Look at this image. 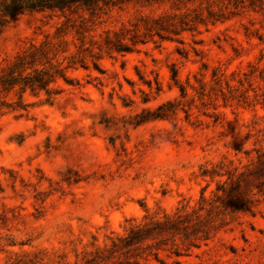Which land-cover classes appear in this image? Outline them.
I'll use <instances>...</instances> for the list:
<instances>
[{
    "label": "rangeland",
    "instance_id": "rangeland-1",
    "mask_svg": "<svg viewBox=\"0 0 264 264\" xmlns=\"http://www.w3.org/2000/svg\"><path fill=\"white\" fill-rule=\"evenodd\" d=\"M262 1L195 31H164L135 45L126 39L132 49L120 52L107 49V35L174 11L171 4L26 12L5 28L0 71L57 27L65 29L66 53L83 63L67 70L71 81L50 84L62 89L52 100L27 90L26 109L0 110V264L26 252L37 264H84L146 208L161 217L195 205L202 191L211 195L227 174L203 175L204 167L223 161L224 168H253L264 151ZM168 102L173 111L155 117ZM246 199L208 239L157 238L160 259L122 254L97 264H264V176H254Z\"/></svg>",
    "mask_w": 264,
    "mask_h": 264
},
{
    "label": "trees",
    "instance_id": "trees-1",
    "mask_svg": "<svg viewBox=\"0 0 264 264\" xmlns=\"http://www.w3.org/2000/svg\"><path fill=\"white\" fill-rule=\"evenodd\" d=\"M133 0H0V35L5 28L19 16L26 12H78L80 9L87 10L92 14L99 13L106 8ZM150 3L171 4L174 11H165L157 16L143 18V24L135 22L132 28H122L115 32V38L109 35L106 37V47L108 50L128 51L131 45L147 41L157 34L160 38L166 37L163 33L173 32L179 34L183 31H195L200 24L216 23L225 21L232 15L240 13L244 7H257L263 4L262 0H135ZM260 3V4H258ZM80 33V31H78ZM65 33L64 27H57L52 34H45V38L40 42L31 41L28 46L23 47L13 57V59L0 71V110L9 108L13 110L26 109L27 103L23 100V94L27 90L37 94L45 91L47 100H52L54 94L62 91L60 88L51 87L50 84L57 78L62 77L67 82L71 81L66 75L69 68L75 67L78 62L83 63L81 58H77L75 53L67 54L68 40L62 35ZM129 39L130 43L126 41ZM79 52L83 49H80ZM83 65V64H81ZM173 78L178 83L177 71L173 69ZM215 80L221 78L215 72ZM204 73L201 77H196L202 89ZM72 83V82H71ZM181 95L185 96L186 89L183 84H179ZM15 91L18 95L16 100L5 98L7 94ZM172 102L163 103L158 107L155 117H165L168 111H173ZM167 108V109H166ZM253 168L247 167L239 170L237 166L224 168L225 163L220 161L212 167H204L203 175L222 176L227 174L226 180H219L216 189L211 195L201 192L199 199L193 206H177L173 212H163L161 217L152 215L146 208V213L140 221L134 218L128 219L129 226L122 235L112 237L110 244L104 247H97L90 251V257H86L84 264H97L104 257H115L116 255H132L147 259L148 255H154L160 259L158 251L160 242H154L157 238L167 236L185 235L195 243V239H208L212 231L226 223L225 216H234L240 211V205L248 200V186L254 182L257 174L264 176V151L258 150L256 160L252 161ZM229 184V185H228ZM192 237V238H191ZM164 248V247H163ZM148 251L147 254H143ZM25 254L13 260H7L3 264H37V256ZM122 264H140L136 258L119 260ZM147 264V263H145Z\"/></svg>",
    "mask_w": 264,
    "mask_h": 264
}]
</instances>
